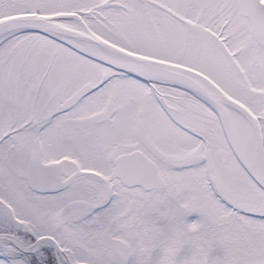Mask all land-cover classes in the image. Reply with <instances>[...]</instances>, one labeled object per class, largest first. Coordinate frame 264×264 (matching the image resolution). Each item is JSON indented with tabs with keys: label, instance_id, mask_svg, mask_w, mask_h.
Listing matches in <instances>:
<instances>
[{
	"label": "snow or ice",
	"instance_id": "obj_1",
	"mask_svg": "<svg viewBox=\"0 0 264 264\" xmlns=\"http://www.w3.org/2000/svg\"><path fill=\"white\" fill-rule=\"evenodd\" d=\"M0 264H264V0H0Z\"/></svg>",
	"mask_w": 264,
	"mask_h": 264
}]
</instances>
